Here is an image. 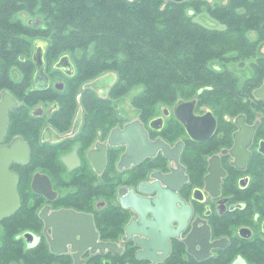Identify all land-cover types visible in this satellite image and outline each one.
<instances>
[{"label":"flooded vegetation","instance_id":"obj_1","mask_svg":"<svg viewBox=\"0 0 264 264\" xmlns=\"http://www.w3.org/2000/svg\"><path fill=\"white\" fill-rule=\"evenodd\" d=\"M188 1L220 30L247 14V0ZM256 15L245 51L214 60L225 76L136 115L113 70L80 75L49 36L3 45L18 52H0V264H264V4Z\"/></svg>","mask_w":264,"mask_h":264},{"label":"trees","instance_id":"obj_2","mask_svg":"<svg viewBox=\"0 0 264 264\" xmlns=\"http://www.w3.org/2000/svg\"><path fill=\"white\" fill-rule=\"evenodd\" d=\"M181 1L0 0V52L12 58L16 48L3 45L25 43L21 32H40L51 39L55 57L73 56L80 75L113 70L118 93L142 85L133 100L153 111L177 93L195 94L210 84L214 74L225 76L226 72L213 70L210 60L225 58L231 46L247 45L245 29L256 26V12L264 4V0H247V14L231 12L230 28L220 30L197 22L188 13L190 1ZM18 10L37 15L44 23L32 27L22 21ZM245 48H231L229 53L239 55ZM229 76L233 74L221 79L223 85Z\"/></svg>","mask_w":264,"mask_h":264},{"label":"rangeland","instance_id":"obj_3","mask_svg":"<svg viewBox=\"0 0 264 264\" xmlns=\"http://www.w3.org/2000/svg\"><path fill=\"white\" fill-rule=\"evenodd\" d=\"M203 11L204 12H200V14H199L200 15L199 16L200 18H197V19L200 20V22L203 23V25H206V26L207 25H210V27H211V25H218V23H217L218 21L217 20H215L212 17H209L208 13H206L207 12L206 10H203ZM18 13L21 15V17H22L23 20H25V19L27 20V19L30 18V16H33L32 17L33 18V21H35L37 19V17H39L37 15H32L29 12H26V11H23V10H18ZM39 21H40L39 26H41L44 23V21H43V19H40V18H39ZM228 51H230V50L228 49ZM215 59L216 58H213V59L210 60V64L211 65H213V62H214ZM230 66L238 74H241V76L246 74L245 68H242L239 63H237V62H231V65ZM142 89H143V86L142 85H133L129 89H127V90H125L123 92H120L118 94L119 97L117 98L119 110L122 111L125 114L136 115L137 109L134 107V105H133L132 102H134L133 99H134V96H135L136 92H140Z\"/></svg>","mask_w":264,"mask_h":264},{"label":"water","instance_id":"obj_4","mask_svg":"<svg viewBox=\"0 0 264 264\" xmlns=\"http://www.w3.org/2000/svg\"><path fill=\"white\" fill-rule=\"evenodd\" d=\"M177 1H181V0H177ZM65 58H67V57H65ZM180 105H181V101H178V104H176V106H177V108H180ZM184 120V119H183ZM135 125V126H134ZM187 125V127H191V124L190 123H187L186 124ZM131 127H133L134 129H131ZM138 127V124H137V122H132V123H130V124H128L127 125V128H126V130L123 132V133H125V134H129L131 131H139L140 132V129L139 128H137ZM143 138V140H145L144 139V136L142 137ZM122 140V139H121ZM142 143H144V141L142 142ZM158 145L159 144H157V143H154V145L151 147V148H154V150L158 147ZM151 152L152 153H154L152 150H151Z\"/></svg>","mask_w":264,"mask_h":264}]
</instances>
